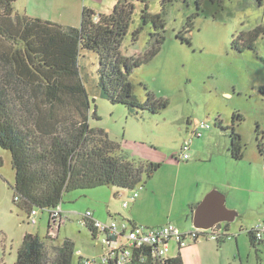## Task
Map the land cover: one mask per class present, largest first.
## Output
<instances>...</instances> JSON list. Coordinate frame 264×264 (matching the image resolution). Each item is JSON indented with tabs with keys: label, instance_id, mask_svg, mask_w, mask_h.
<instances>
[{
	"label": "rangeland",
	"instance_id": "obj_1",
	"mask_svg": "<svg viewBox=\"0 0 264 264\" xmlns=\"http://www.w3.org/2000/svg\"><path fill=\"white\" fill-rule=\"evenodd\" d=\"M76 1L68 0L71 5ZM198 1L173 0L167 4L164 43L131 75L134 94L139 100H146L148 92H152L156 98L169 101L159 113L111 103L102 95L99 86V55L91 50L81 51L80 70L91 99V109H96L100 116V119H91V126L105 131L116 145V153L137 162L161 166L134 189L99 186L65 193L62 204L65 218L57 242L68 238L75 243L73 264H85L81 257L94 259L104 251L101 241L94 239L82 222L88 210L102 221H108L110 215L122 221V215L129 218L133 213L165 224L181 217L183 199L199 196L206 188V162L190 165L189 160L180 161L176 157L184 136L192 134L187 128H195L201 121L216 129L221 127L217 120L221 117L223 129H226L235 112L244 117L238 122L237 130L246 144V156L239 161L233 160L230 170L240 176L239 185L253 189L262 186L264 159L258 144L264 145V3L204 0L199 8ZM133 4L135 9L122 50L129 56L144 57L155 47L157 35L152 22L143 24L142 14L161 12L163 0H133ZM49 6L42 0L30 1L31 12L40 15L45 14ZM110 6L103 12L112 10ZM16 10L25 11L23 0H17ZM75 24L72 26L79 27L80 20ZM252 30L259 33L251 48L247 42L252 37L247 32ZM225 131L229 136L230 132ZM201 149L206 151L205 144ZM192 155L195 156L192 159H197L195 153ZM0 159V264H15L27 232L37 233L42 238L48 235L50 212L38 208L37 224L28 223L27 211L14 201L16 174L11 152L0 146ZM214 161L215 164L223 163L222 157L217 155ZM134 192L140 195L135 204L131 199ZM241 195L260 197L257 190L241 191ZM125 201L130 203L128 208L123 207ZM236 223L231 225L236 227L239 222ZM241 231L232 234L235 237L240 234L241 249L247 256L251 242L247 230ZM230 239L235 241V238ZM171 245L170 254L177 246L174 241ZM252 254L251 264H256V255ZM204 261V256L198 254L189 264H203Z\"/></svg>",
	"mask_w": 264,
	"mask_h": 264
},
{
	"label": "trees",
	"instance_id": "obj_2",
	"mask_svg": "<svg viewBox=\"0 0 264 264\" xmlns=\"http://www.w3.org/2000/svg\"><path fill=\"white\" fill-rule=\"evenodd\" d=\"M172 1L163 0L159 13L142 14L143 24L152 22L157 35L155 47L143 57L129 56L122 50L135 9L133 0H115L108 14L84 7L79 27L20 13L17 0H0V146L11 152L16 174L14 201L28 215L34 208L44 210L63 204L65 193L76 189H134L161 166L116 153V145L105 131L91 126V119L100 116L91 109L79 61L84 49L99 55V86L111 103L161 112L169 101L156 98L152 92L146 100H139L131 75L164 43L167 4ZM257 2L263 5L264 0ZM258 33L247 32L252 37L247 42L249 47L254 46ZM242 120L244 117L235 112L225 129L230 132V155L237 161L244 158L246 150L237 130ZM258 147L262 152V145ZM229 225L225 224L227 233L218 241L235 237ZM86 226L97 239L99 232L93 223L89 221ZM248 233L255 246L254 233ZM75 251L71 239L57 242V237L42 238L27 232L15 264H73ZM132 264L155 263L139 262L134 257ZM165 264L184 262L178 255Z\"/></svg>",
	"mask_w": 264,
	"mask_h": 264
},
{
	"label": "crops",
	"instance_id": "obj_3",
	"mask_svg": "<svg viewBox=\"0 0 264 264\" xmlns=\"http://www.w3.org/2000/svg\"><path fill=\"white\" fill-rule=\"evenodd\" d=\"M30 1L31 0H23V2L25 3V12L27 14L34 17H40L59 22L68 26L77 25L75 23H77V21L79 20L81 24L82 12L84 7L91 8L98 13H104V9L109 8L110 5V7H114L115 4V0H94L92 2H90L89 0H77L75 4L73 3V5H71L68 0H42L45 4H49L50 8L48 9V11H45V14L40 15L37 12H31L32 8L30 7ZM104 3H106L105 6H103ZM111 11L112 10H109V12L106 13H110ZM217 120L220 121V126L222 128L220 127L216 129H205L206 131L202 130V135L200 137L194 136L196 127L187 128V130L192 131V134L190 137H188L189 135L184 136L183 141H188V138H191L190 154L195 153L197 157V159H192V157H195L192 155L189 163L190 165H198L206 162V188L204 191L202 190L201 192H199V196H191L188 200L183 199V209L180 210V212H182L181 217L175 218L173 222L169 223H172L175 226L177 225L176 227H178L182 232H188L192 230L194 228V208H196V206L202 201L204 196L211 189L219 188L226 194V203L228 207L238 210L240 214L239 218L237 219V223L239 222L238 226L236 225L235 227L230 224L228 227L229 231L231 233H237V231H241L244 229L247 230L248 238H250L248 231L252 229L257 223L264 222V174L262 177V186L260 189L243 187L238 184L240 183V176H236L234 170H230L231 165H233L232 162H234V159L231 157L229 152L230 139L225 129H223V119L221 117H217ZM203 144H205L206 151H204L203 149L199 150V148H201ZM261 145L262 152L260 151V149L259 151L263 157L262 159H264V145ZM216 155L222 157L223 163L215 164L214 158L216 157ZM176 157L178 159V155ZM255 177L258 179L257 175H255ZM197 184L200 185L198 181ZM253 190L258 191L260 196L259 198L256 199L253 196L241 195V191ZM139 199L140 195L137 199L133 200L134 204L138 203ZM63 209L64 207L62 206V210ZM63 213H65L64 210ZM92 213L96 219H101L100 217H96L97 215L93 211ZM110 216L111 217L107 218L108 221L103 222H109L112 219H116V216ZM120 218L147 227H155L165 224V222H153L150 218H143L141 215L134 213L131 214L129 218L123 215ZM107 219L104 218V220ZM225 224L226 223H222L223 229L225 228ZM239 235L234 237L235 241H233V239H228L225 241L202 239L197 242H192L181 249L176 244V250L170 254V257L181 255L184 264H189V260H193V258H195L198 254L204 256L205 261L203 264H251L253 258L252 253H255L256 264H264L263 246L258 242H255L256 244L255 246H253L250 239L252 248L246 256L242 252L240 245L241 236Z\"/></svg>",
	"mask_w": 264,
	"mask_h": 264
},
{
	"label": "built area",
	"instance_id": "obj_4",
	"mask_svg": "<svg viewBox=\"0 0 264 264\" xmlns=\"http://www.w3.org/2000/svg\"><path fill=\"white\" fill-rule=\"evenodd\" d=\"M210 128V123L201 121L196 125L194 136L200 137L202 130ZM190 147V141L182 143L178 160L191 159ZM138 196L139 193L134 192L131 199L135 200ZM15 199L19 200V197L15 196ZM123 206L127 208L129 202L125 201ZM48 210L50 212L48 235L58 237L60 226L65 218L62 204ZM38 214V209L34 208L27 217L28 223L37 224ZM89 221L99 232L98 239L101 241L104 251L94 259L82 257L85 264H132L134 257H137L139 262L151 261L155 264H165V261L170 258L173 241L178 247H186L190 243L202 239L218 241L224 233H227L222 224H217L211 229L193 228L188 232H182L172 223L147 227L128 220L112 219L109 222H103L96 219L92 211L88 210L83 215L82 222L87 225ZM250 231L254 233L256 241L261 243L264 248V222L257 223Z\"/></svg>",
	"mask_w": 264,
	"mask_h": 264
},
{
	"label": "water",
	"instance_id": "obj_5",
	"mask_svg": "<svg viewBox=\"0 0 264 264\" xmlns=\"http://www.w3.org/2000/svg\"><path fill=\"white\" fill-rule=\"evenodd\" d=\"M239 216L238 210L228 207L226 194L219 188H213L194 208L193 227L211 229L217 224H233Z\"/></svg>",
	"mask_w": 264,
	"mask_h": 264
}]
</instances>
